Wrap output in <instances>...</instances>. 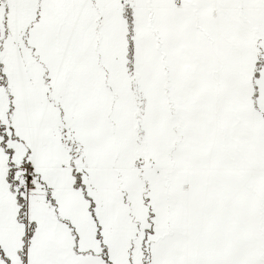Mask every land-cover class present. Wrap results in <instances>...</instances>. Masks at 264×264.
<instances>
[{
    "label": "snow or ice",
    "instance_id": "snow-or-ice-1",
    "mask_svg": "<svg viewBox=\"0 0 264 264\" xmlns=\"http://www.w3.org/2000/svg\"><path fill=\"white\" fill-rule=\"evenodd\" d=\"M0 264H264V0H0Z\"/></svg>",
    "mask_w": 264,
    "mask_h": 264
}]
</instances>
